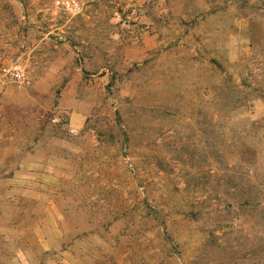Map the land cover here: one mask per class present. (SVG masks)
<instances>
[{"label":"rangeland","instance_id":"1","mask_svg":"<svg viewBox=\"0 0 264 264\" xmlns=\"http://www.w3.org/2000/svg\"><path fill=\"white\" fill-rule=\"evenodd\" d=\"M0 0V264H264V0Z\"/></svg>","mask_w":264,"mask_h":264},{"label":"built area","instance_id":"2","mask_svg":"<svg viewBox=\"0 0 264 264\" xmlns=\"http://www.w3.org/2000/svg\"><path fill=\"white\" fill-rule=\"evenodd\" d=\"M56 6L64 8L66 10L71 9L79 11L81 9V3L79 0H56ZM14 83L18 87H23L29 83V76L26 72L11 64H0V85L4 83Z\"/></svg>","mask_w":264,"mask_h":264}]
</instances>
